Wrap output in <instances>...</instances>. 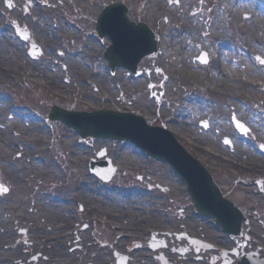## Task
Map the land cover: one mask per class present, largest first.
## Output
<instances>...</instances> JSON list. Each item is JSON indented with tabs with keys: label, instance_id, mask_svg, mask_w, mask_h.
<instances>
[{
	"label": "rangeland",
	"instance_id": "obj_1",
	"mask_svg": "<svg viewBox=\"0 0 264 264\" xmlns=\"http://www.w3.org/2000/svg\"><path fill=\"white\" fill-rule=\"evenodd\" d=\"M95 1L15 0L10 8L7 0H0V41L10 42L15 50L14 54L0 47V184L9 189L0 195V264H115V254L127 256L126 264H133L132 258L134 264H159L148 249L149 235L171 229H187L190 237L217 245L226 242L228 248L241 246L240 252H258L264 248V193L256 183L264 180V79L251 81L252 77L235 74L252 69L264 73V18L253 14L264 7L255 6L253 0ZM112 3L126 5L130 19L149 24L162 41L157 61L140 64L141 76L126 70L112 73L104 60L111 42L99 38L96 22ZM225 6L232 15L228 20L218 14ZM240 6L248 8L243 16L238 13L243 11ZM42 18L63 27L48 31L55 33L52 42L38 30ZM216 24L224 25L223 31L218 32ZM14 25L32 31L43 53L31 54ZM183 36H189L188 44L195 48L204 40L206 50L198 52L193 65L177 64L168 54L169 46H163ZM218 38L228 46L225 60L246 56L245 65L235 68L233 62L226 69L232 73L229 77L219 76ZM91 42L98 55L86 53ZM78 53L89 59L78 60ZM204 53L209 61L202 65L198 59ZM9 54L12 58H7ZM188 102L190 108L192 102L201 104L194 106L190 120L182 113ZM54 106L87 112L117 106L145 116L152 126L164 127L168 119L178 122L187 137H179L183 145L209 169L224 197L247 212L251 224H242L245 238L234 241L208 224L212 221L200 218L186 188L165 164L154 160L152 164L142 153L119 143L80 141L65 124L48 122ZM234 120L245 128L243 133ZM204 122L209 128L202 126ZM102 149L121 170L109 184L89 169ZM79 150H87V156ZM17 165L20 169L14 170ZM116 225L131 239L112 227ZM22 230L26 235H20ZM173 240L163 249L171 258L172 249L188 244ZM52 252L55 258L48 254ZM195 253L191 248L186 257ZM211 255L188 264H213ZM217 256L214 264H221L223 259Z\"/></svg>",
	"mask_w": 264,
	"mask_h": 264
},
{
	"label": "water",
	"instance_id": "obj_2",
	"mask_svg": "<svg viewBox=\"0 0 264 264\" xmlns=\"http://www.w3.org/2000/svg\"><path fill=\"white\" fill-rule=\"evenodd\" d=\"M116 10L120 11V17L112 22L111 19H114L112 13ZM126 14L127 8L121 4L109 7L102 15L97 30L101 37L108 36L113 42V46L106 54L111 68L119 66L130 69L128 64L131 61L134 64L131 69L136 70L143 58L157 52V43L147 26L130 23ZM50 117L52 120L66 123L84 138L129 140L145 150L171 147L166 155L171 157L169 161L177 165L175 166L177 171L181 174L187 173L185 180L197 209L204 215L217 217L221 224H225L227 208L233 211V207L223 200L202 165L187 154L175 139L169 135L165 136V132L162 133L159 129L148 127L142 118L118 115L114 112L73 113L58 108L52 110ZM179 166L184 169H180ZM92 168L106 179L113 175V168L109 162H105L102 167L95 165ZM235 218H239L238 224L243 220L239 214H236Z\"/></svg>",
	"mask_w": 264,
	"mask_h": 264
},
{
	"label": "bare ground",
	"instance_id": "obj_3",
	"mask_svg": "<svg viewBox=\"0 0 264 264\" xmlns=\"http://www.w3.org/2000/svg\"><path fill=\"white\" fill-rule=\"evenodd\" d=\"M92 2L93 3L95 2V4H97V1H95V0H92ZM239 2H240V0H238L237 3H239ZM253 2L255 3V6L261 4L264 7V0H253ZM237 7H239V5H237ZM239 9H242L243 10V11L240 10L238 12L240 16H243L245 14V12L248 11V8L247 7L242 8V6H240ZM257 11H260V12L254 13L253 10H252L253 14H255L256 16L258 15L260 17L259 18L260 20H261V18H264V8H262L260 10H257ZM230 12H231L230 9H228L225 6V7H222V9L218 12V14H220V16H222V17L224 16L225 19L228 20L229 17L232 16L230 14ZM247 16H249V14H247ZM250 17H252V16L250 15ZM234 18L237 20L238 14H236V16H234ZM174 19H175V17H171V21H174ZM260 20H257V22H260ZM263 21H264V19L261 20V22H263ZM57 23H58L59 26L56 24V20H51V19H47V18L43 19L42 18L40 20V22L38 23V30L40 31L42 29V31H45V33H44L45 36L48 38L49 41L52 42L53 40H55L54 39L55 38V33H53L52 31L51 32H48L49 30H51V27L52 26H58V28H63V27L60 26V22L57 21ZM253 26H254L255 29H257V26H256L255 23L253 24ZM215 27L217 28V31L218 32H221V31H223L224 25L216 24ZM201 29H203V31H202L204 33L203 35H206V30L204 29L203 26L201 27ZM40 33L42 34V32H40ZM188 37L189 36H183L182 38H175L174 37L172 39V41H169L170 42L169 44H164L163 45L165 47L169 46V48H167L169 50L168 51V54H171L172 55V57L175 59V61H176L177 64H183V65H185V64L188 63L189 65H193L192 59L195 58L196 56H198V52H201L203 50L204 51L206 50V48L204 46V44H205L204 43V40H200V43H199L198 47L195 48L194 46L191 47V45L188 44V42L190 41L188 39ZM177 42H179L181 44L178 46V43ZM4 43H5V41H0V47H4L3 49H7V51L13 52L15 54V50L12 47H10V45H11L10 42H6L5 43V45L9 44L8 47L4 46L3 45ZM161 43H162V41H161ZM215 43H216V47L218 48V50L221 53L218 56V62L221 64V69H220L219 76H224V75H228V77L231 76L232 73H230L226 69L229 68L233 62H234V67L235 68H238L240 66V64H244V65L246 64V56L243 55V54H240L239 58L236 55L235 58H234V60H231V59L225 60V58L223 57V55L226 54V51L228 52V50H227L228 49V46H227L226 42H223L221 39L218 38V39L215 40ZM50 48H52V46ZM52 49H54V48H52ZM96 49H98V48H97L95 42H91L89 44V48H86V53L89 52V51H92L94 53H97V55H98L100 51L97 52ZM261 55L264 56V54H261ZM76 56L79 57L80 56V53H78ZM209 56L213 58V51L210 52V55ZM10 57L12 58L11 54H9V57H7V58H10ZM82 59L86 62V59H89V58L88 57H79L78 58V60H80V61ZM85 65L89 67V65L87 63ZM197 66L200 67L201 65L200 64H197ZM192 68H195V67L193 66ZM83 69H85V68H83ZM48 73L51 76H54L55 75V72H51L50 70H48ZM235 75H236V77H239V78L246 77L245 79L252 77V80L251 81H253L256 77L257 78L261 77L262 80L264 79V73L263 72H261L259 70L254 71L253 69L252 70H249V71H239ZM54 78L58 79L60 77L57 74V75H55ZM192 104H193V107L190 108L188 106L189 105V102H188L186 104L183 112H182L185 115L184 117L186 119H189V120H190V115H193L194 114V111H193L194 110V106L195 105H201L200 102L197 103V104L192 102ZM111 105H112V103H111ZM193 123H194V121L192 122V124ZM195 124H196V122H195ZM191 127L194 130H197L198 129V127L196 125H194V126L192 125ZM80 152H79V154L81 156H84V157L87 156L86 155L87 150H81ZM13 169L14 170H18V169H20V167L17 165ZM48 254L50 255L51 258L52 257L55 258V255H54L53 252H52V255L50 253H48Z\"/></svg>",
	"mask_w": 264,
	"mask_h": 264
},
{
	"label": "flooded vegetation",
	"instance_id": "obj_4",
	"mask_svg": "<svg viewBox=\"0 0 264 264\" xmlns=\"http://www.w3.org/2000/svg\"><path fill=\"white\" fill-rule=\"evenodd\" d=\"M215 230L220 231L218 229H215ZM211 243H212V241H211ZM213 244L215 245V246H213L214 250H212V252H210L212 254L211 255L212 256L211 260H212L213 264L215 263V261H217L216 257H213L215 255H218L219 257H221L223 259V262L221 264H234L235 261H236L235 264H239V263H241L243 261H247L248 264H251L252 260H255V261L264 260V257L262 255V251L264 252V248L258 249V252H253V250L252 251H241L240 252V247L241 246H235V247L228 248L227 245H226V242L220 243V244L218 243L219 245H217L215 243H213ZM234 250L236 251V254H237L236 256H232V255H228V254L225 255V253H223V251L231 252V251H234ZM252 253H253V255H252ZM206 254H208V253H205L204 256ZM204 256L202 254L201 255V259H189L188 261L187 260H185V261H186L187 264H188V262H199V260L201 262L205 258Z\"/></svg>",
	"mask_w": 264,
	"mask_h": 264
},
{
	"label": "snow or ice",
	"instance_id": "obj_5",
	"mask_svg": "<svg viewBox=\"0 0 264 264\" xmlns=\"http://www.w3.org/2000/svg\"><path fill=\"white\" fill-rule=\"evenodd\" d=\"M262 63H264V61H261ZM238 127H241V128H243V126L242 125H240V124H238ZM0 191H2V192H7L8 191V189L7 188H5V187H3L2 185H0Z\"/></svg>",
	"mask_w": 264,
	"mask_h": 264
}]
</instances>
